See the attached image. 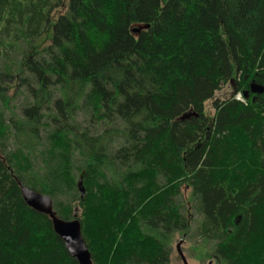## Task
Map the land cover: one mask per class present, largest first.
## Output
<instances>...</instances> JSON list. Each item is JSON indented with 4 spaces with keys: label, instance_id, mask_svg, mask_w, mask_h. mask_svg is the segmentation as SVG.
I'll return each mask as SVG.
<instances>
[{
    "label": "trees",
    "instance_id": "1",
    "mask_svg": "<svg viewBox=\"0 0 264 264\" xmlns=\"http://www.w3.org/2000/svg\"><path fill=\"white\" fill-rule=\"evenodd\" d=\"M254 83L264 0H0V264H80L18 180L80 220L93 264H172L194 211L215 264H264Z\"/></svg>",
    "mask_w": 264,
    "mask_h": 264
},
{
    "label": "water",
    "instance_id": "2",
    "mask_svg": "<svg viewBox=\"0 0 264 264\" xmlns=\"http://www.w3.org/2000/svg\"><path fill=\"white\" fill-rule=\"evenodd\" d=\"M143 27H148V25ZM139 30L140 27L134 28V31ZM251 86L252 91L258 92L259 94L264 91V87L259 84L254 83ZM244 94L247 96L246 91ZM18 181L22 192L21 194L23 195L26 203L34 210L44 213L51 218L55 232L64 240L70 255L75 257L80 264H93L92 255H90L91 252L83 237L82 224L80 220L77 217H73L72 220L60 218L54 209L53 199L51 196L35 191L26 186L22 181ZM79 187L82 194H84L85 191L81 181L79 182ZM177 248L184 264H189L180 248V245H178Z\"/></svg>",
    "mask_w": 264,
    "mask_h": 264
},
{
    "label": "rangeland",
    "instance_id": "3",
    "mask_svg": "<svg viewBox=\"0 0 264 264\" xmlns=\"http://www.w3.org/2000/svg\"><path fill=\"white\" fill-rule=\"evenodd\" d=\"M7 84H11V83H7ZM6 84V85H7ZM12 91L13 92L15 89H13L15 86L12 83ZM233 94V85L231 83H226L219 91L216 92V95L219 98H228L230 96H232ZM238 100L244 101L246 100L244 98V96L239 95V96H235ZM18 105V100H15L13 102V104L11 103L10 105V110H7V114H10L11 111L18 113L19 110L17 107ZM206 111L208 114H213L214 110L212 107V100H209L206 102ZM182 192H184V199H186V201H188L186 208L191 210L192 205L194 204L193 202V198L192 196V191L190 188H187L186 186L182 187ZM193 210H195V208L193 207ZM193 210H191V213L193 212ZM195 212V218L193 219V222L191 223V232L189 234V236H182L181 233L176 232L173 234V240L171 243V249L172 254H171V263L172 264H184L182 261L181 256L178 253L177 250V246L180 245L181 250L184 252L189 264H215V259L214 258H210V252H212L211 246H215L213 243L205 242L202 240L201 236L199 235V231H198V224H199V220H201V217H199V214ZM78 215H81V211L78 212ZM198 246H207V250L203 249L202 251H198L197 247ZM210 246V248L208 247Z\"/></svg>",
    "mask_w": 264,
    "mask_h": 264
}]
</instances>
